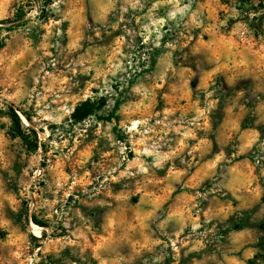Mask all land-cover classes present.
<instances>
[{
	"label": "rangeland",
	"instance_id": "1",
	"mask_svg": "<svg viewBox=\"0 0 264 264\" xmlns=\"http://www.w3.org/2000/svg\"><path fill=\"white\" fill-rule=\"evenodd\" d=\"M0 40V264H264V0H0Z\"/></svg>",
	"mask_w": 264,
	"mask_h": 264
},
{
	"label": "trees",
	"instance_id": "2",
	"mask_svg": "<svg viewBox=\"0 0 264 264\" xmlns=\"http://www.w3.org/2000/svg\"><path fill=\"white\" fill-rule=\"evenodd\" d=\"M2 46V41L0 40V47ZM6 115L11 122L10 131L12 132V136L14 138L21 137L28 141L30 148L32 150H37L39 147V135L37 131L32 127H25L23 123V119L19 113V109H16L13 105L8 106L7 111L0 110V115ZM27 120L31 121V117L24 113ZM23 210V209H22ZM27 214V209H26ZM32 222L40 227H48L47 223L39 221L34 215L32 216Z\"/></svg>",
	"mask_w": 264,
	"mask_h": 264
},
{
	"label": "crops",
	"instance_id": "3",
	"mask_svg": "<svg viewBox=\"0 0 264 264\" xmlns=\"http://www.w3.org/2000/svg\"><path fill=\"white\" fill-rule=\"evenodd\" d=\"M232 239L235 243H231L228 247V257L226 258L230 264H251L252 260L256 255L254 248L246 249L248 240H254L252 237L247 236L244 233L231 234Z\"/></svg>",
	"mask_w": 264,
	"mask_h": 264
},
{
	"label": "bare ground",
	"instance_id": "4",
	"mask_svg": "<svg viewBox=\"0 0 264 264\" xmlns=\"http://www.w3.org/2000/svg\"><path fill=\"white\" fill-rule=\"evenodd\" d=\"M25 119V118H24ZM26 121V120H25ZM136 128V127H135ZM42 229L41 227H39L38 225L36 224H32L31 225V231L36 234L37 236H40L41 232H42Z\"/></svg>",
	"mask_w": 264,
	"mask_h": 264
}]
</instances>
